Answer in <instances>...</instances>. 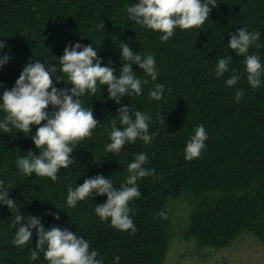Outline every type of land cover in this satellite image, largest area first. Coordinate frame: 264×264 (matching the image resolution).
I'll return each instance as SVG.
<instances>
[{
    "label": "trees",
    "instance_id": "trees-1",
    "mask_svg": "<svg viewBox=\"0 0 264 264\" xmlns=\"http://www.w3.org/2000/svg\"><path fill=\"white\" fill-rule=\"evenodd\" d=\"M137 3L0 0V45L5 44L0 57H11L0 68V96L14 87L29 61L58 66L56 60L65 47L77 42L93 45L102 66L115 68L117 77L123 67L120 42L127 43L134 54L153 55L157 71L152 81L133 65L137 76L148 83L142 84L141 95L121 98L122 106L151 116L152 141L145 144L137 139L118 155L105 151L111 142V120L121 105L108 99L107 87L98 85L95 95L86 94L81 100L101 125L75 145L70 157L74 163L60 169L56 181L21 174L16 166L17 158L29 151L39 155L31 139L37 126H31L27 136L0 130V180L8 187L9 199L17 203L13 212L0 205V264H48L43 252L31 259L37 243L35 229L26 245H13L17 228L13 221L19 213L39 218L46 230L58 226L83 237L90 251L98 252L101 264H165L172 241L170 205L182 198L191 207L184 238L198 249L227 248L245 233L264 244V0H215L216 8L202 26L177 28L166 42L160 40L161 33L129 20L126 7ZM239 28L261 34L256 42L260 47L253 44L248 52L258 55L262 65L257 89L247 82L244 57L227 45ZM228 55L232 58L229 71L217 77V61ZM233 71L240 79L230 88L225 81ZM53 84L71 87L57 84L56 77ZM155 84L164 85L159 101L149 98ZM238 89L245 93L239 102L235 99ZM53 110L51 105L46 109ZM3 116L0 112V120ZM199 125L207 133L205 148L199 158L186 161V144ZM139 153L147 154L144 167L155 172L138 179L141 196L128 204L135 232L117 230L110 219L101 221L95 214L96 206L106 203V195L93 193L76 207L67 206L68 187L97 175L110 178L119 189L128 176V164ZM161 212L166 218L160 217ZM55 215L60 219H54Z\"/></svg>",
    "mask_w": 264,
    "mask_h": 264
},
{
    "label": "clouds",
    "instance_id": "clouds-1",
    "mask_svg": "<svg viewBox=\"0 0 264 264\" xmlns=\"http://www.w3.org/2000/svg\"><path fill=\"white\" fill-rule=\"evenodd\" d=\"M216 8L215 0H139L137 4L126 7L128 18L146 29L161 33L160 40L166 42L174 34V30H188L202 26L209 19V14ZM104 27V25H103ZM259 32H251L247 28H239L231 34L228 48L244 57L247 82L252 89L261 84L262 65L258 55L248 54L253 44L260 39ZM0 47L4 48L3 43ZM120 54L123 67L117 77L115 68L102 66V60L93 45L84 46L79 42L66 46L62 57L53 64L42 63L39 60L29 61L16 80L14 87L4 90L0 96V112L4 113L0 120V130L5 134L22 132L26 136L31 132V126H37L35 136L31 137L33 144L39 150V155L31 151L27 156L19 157L16 166L21 174L38 177H48L56 181L60 169H67L74 161L70 158L81 140L90 138L93 130L101 125L94 118L91 107L85 108L81 98L86 94L95 95L98 85L107 87L108 99L121 105V98L129 95L139 96L142 93V80L133 71L137 65L152 81L157 79L156 61L154 56L134 54L127 43L120 42ZM11 59L10 56L0 57V68ZM231 56L220 58L217 61L215 72L217 77L229 71ZM111 62H109L110 65ZM67 83L69 88H57L53 84ZM240 77L233 74L225 81L232 88L237 85ZM164 93L163 84H155L149 91V98L159 101ZM243 89L235 92L237 102L244 96ZM52 106L51 113L46 109ZM151 116L129 106H120L117 116L111 120L109 132L110 143L105 145V151L118 155L125 145L134 144L137 139L148 144L155 133L149 134ZM42 122H45L42 124ZM119 124V126H118ZM207 133L202 125L194 130V135L186 144L184 159L192 161L200 157L205 148ZM147 154L139 153L135 160L128 164V176L119 189L113 186L110 178L97 175L85 179L80 186H69L66 204L70 208L77 206L79 201L87 197H107L106 203L95 208V214L101 221H111V226L120 231H136L130 218L129 202L141 196L137 186L140 178L151 176L155 169L144 167L147 163ZM0 205L7 206L13 212L17 203L9 199V190L4 180H0ZM58 211V210H57ZM48 215H52L48 213ZM166 218L165 213H159ZM54 219L59 220V215ZM13 225L17 226L13 245L24 246L31 239L33 230H36L37 243L31 252V259L39 258L44 253L48 264H101L97 259L98 252L90 251V244L83 237L77 236L68 228L54 226L46 230L41 220L31 215L15 216ZM119 261V257H116Z\"/></svg>",
    "mask_w": 264,
    "mask_h": 264
},
{
    "label": "rangeland",
    "instance_id": "rangeland-1",
    "mask_svg": "<svg viewBox=\"0 0 264 264\" xmlns=\"http://www.w3.org/2000/svg\"><path fill=\"white\" fill-rule=\"evenodd\" d=\"M190 210L184 198L170 205L172 241L165 264H264V244L246 233L224 249H198L185 240Z\"/></svg>",
    "mask_w": 264,
    "mask_h": 264
}]
</instances>
